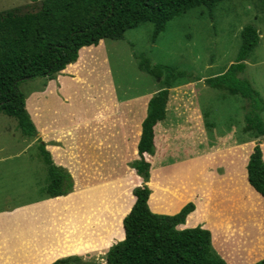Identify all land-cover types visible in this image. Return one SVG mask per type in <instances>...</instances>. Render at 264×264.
Instances as JSON below:
<instances>
[{"label": "crops", "instance_id": "0c3cea01", "mask_svg": "<svg viewBox=\"0 0 264 264\" xmlns=\"http://www.w3.org/2000/svg\"><path fill=\"white\" fill-rule=\"evenodd\" d=\"M105 47L102 39L80 48L76 61L26 93V109L38 131L33 143H44L54 164L72 174L74 190H105L115 201L127 191L133 196L128 214L136 201L133 189L144 183V173L130 163L141 158L143 121L154 94L120 95ZM197 82L169 89L166 117L154 126V153L145 156L151 164L148 204L153 212L176 214L194 203L178 228L209 229L214 248L228 264H254L264 259V195L248 176L257 140L242 116H232L233 123L223 125L196 106L191 94L199 90ZM193 130L209 139L190 152L192 146L181 144L182 132L183 140H189L196 134ZM261 147L264 157V140ZM66 196L50 197L46 191L29 203L0 210V264H51L66 255L107 250L125 238L127 214L115 240L110 233L87 239L82 227L74 246L64 227ZM100 223L93 222L88 230Z\"/></svg>", "mask_w": 264, "mask_h": 264}, {"label": "trees", "instance_id": "16d2710c", "mask_svg": "<svg viewBox=\"0 0 264 264\" xmlns=\"http://www.w3.org/2000/svg\"><path fill=\"white\" fill-rule=\"evenodd\" d=\"M222 1L225 0H42L35 11H0V112L15 117L24 135L36 137L38 131L20 89L22 82L36 77L54 78L77 60L83 46L99 44L102 39H122L127 30L145 22L154 24L152 40L156 42L170 20L197 7L207 8L213 16ZM260 41L261 33L255 25L244 26L236 61L226 72L206 78L205 83L241 96L246 104L244 121L257 140L248 163V176L254 188L264 195V98L251 81L241 77ZM140 68L160 83L143 121L141 158L131 163V167L144 173V183L133 189L136 201L123 220L125 238L107 249L104 264H228L214 248L209 229L200 225L178 228L195 209L194 203H188L176 214L150 209L147 182L151 164L145 156L154 153V126L166 117L169 89L179 83L184 72L166 64L152 65L145 57ZM40 151L49 169V196L71 193L72 174L54 164L42 142ZM52 264L88 263L69 256ZM254 264H264V259Z\"/></svg>", "mask_w": 264, "mask_h": 264}, {"label": "rangeland", "instance_id": "374dc122", "mask_svg": "<svg viewBox=\"0 0 264 264\" xmlns=\"http://www.w3.org/2000/svg\"><path fill=\"white\" fill-rule=\"evenodd\" d=\"M41 1L0 0V11L15 8H20V12L35 11L40 8ZM247 24H253L259 29L261 41L241 77L251 81L264 98V0H225L217 4L213 16L205 7L192 8L170 20L156 42L152 40V22L127 30L122 39H104L118 93L134 97L144 93L154 94V90L160 88L159 81L140 68L142 57L151 61L152 65L166 64L184 72V76L178 79V85L197 82L202 77L206 81L208 77L226 72L236 61L241 46V31ZM45 79H28L20 84V89L26 97L27 92L40 88ZM196 85L199 90L192 91L191 99L196 106L201 105L203 112L210 111L223 125L225 122L233 123L229 118L236 115L242 116L245 123L246 104L241 96L211 87L205 82H197ZM185 100L188 101V98ZM186 101L184 110H188ZM262 114L264 118V112ZM194 122H197V117ZM193 131L196 134L189 140H183L185 133L182 132L181 144L192 146L190 152L195 151L199 143L209 139L208 136ZM34 139L23 134L15 117L0 112V210L29 203L46 194L49 169L40 154L39 144L33 143ZM165 160L171 163L174 159ZM187 173L188 177L185 175L184 178L187 177L188 182V170ZM112 196L105 190L86 193L82 187L66 196L68 218L64 227L69 242L76 246V238L82 234V227L87 239L106 237L108 233L114 235V240L117 238L121 233V219L129 211L133 196L127 191L120 200L115 201ZM93 222L101 223L89 231L88 227ZM24 243L23 241L22 246ZM104 246L105 242L99 249ZM106 252L103 249L64 257H79L81 262L88 264H104Z\"/></svg>", "mask_w": 264, "mask_h": 264}]
</instances>
